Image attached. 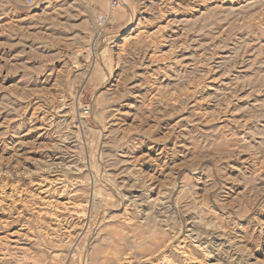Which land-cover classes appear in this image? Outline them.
<instances>
[{"label": "rangeland", "instance_id": "374dc122", "mask_svg": "<svg viewBox=\"0 0 264 264\" xmlns=\"http://www.w3.org/2000/svg\"><path fill=\"white\" fill-rule=\"evenodd\" d=\"M118 1L0 0V264H264V0Z\"/></svg>", "mask_w": 264, "mask_h": 264}, {"label": "built area", "instance_id": "2783aa9c", "mask_svg": "<svg viewBox=\"0 0 264 264\" xmlns=\"http://www.w3.org/2000/svg\"><path fill=\"white\" fill-rule=\"evenodd\" d=\"M118 0H109V7L110 8H115L117 5H118ZM100 18V20L101 21H103L104 20V18L102 17V16H99ZM83 109H84V111L85 112H87L88 111V106H83Z\"/></svg>", "mask_w": 264, "mask_h": 264}, {"label": "bare ground", "instance_id": "6f19581e", "mask_svg": "<svg viewBox=\"0 0 264 264\" xmlns=\"http://www.w3.org/2000/svg\"><path fill=\"white\" fill-rule=\"evenodd\" d=\"M11 235H12V234H11ZM10 237H11V238H10L11 242H15V243H17V242L19 241V240H18L19 237L16 238L17 235L14 236V239H12V236H10ZM256 261H257V259H255L253 263H256Z\"/></svg>", "mask_w": 264, "mask_h": 264}]
</instances>
